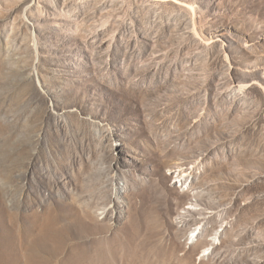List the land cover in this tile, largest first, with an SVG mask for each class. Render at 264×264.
I'll use <instances>...</instances> for the list:
<instances>
[{
    "label": "rangeland",
    "instance_id": "1",
    "mask_svg": "<svg viewBox=\"0 0 264 264\" xmlns=\"http://www.w3.org/2000/svg\"><path fill=\"white\" fill-rule=\"evenodd\" d=\"M0 264H264V0H0Z\"/></svg>",
    "mask_w": 264,
    "mask_h": 264
},
{
    "label": "bare ground",
    "instance_id": "2",
    "mask_svg": "<svg viewBox=\"0 0 264 264\" xmlns=\"http://www.w3.org/2000/svg\"><path fill=\"white\" fill-rule=\"evenodd\" d=\"M190 8V7H189ZM191 10L193 9V8H190ZM139 218H140V216H139ZM152 223V222H151ZM198 227H196V228H194V229H192L188 234H187V238L189 239V241L190 242H192L193 240H195V238H196V236H197V234H198ZM213 239H217L216 237H214ZM207 252H208V249H206L205 251H204V253L203 254H207Z\"/></svg>",
    "mask_w": 264,
    "mask_h": 264
}]
</instances>
